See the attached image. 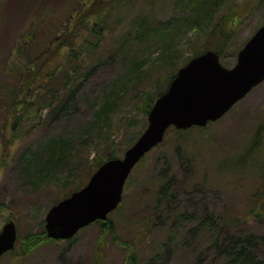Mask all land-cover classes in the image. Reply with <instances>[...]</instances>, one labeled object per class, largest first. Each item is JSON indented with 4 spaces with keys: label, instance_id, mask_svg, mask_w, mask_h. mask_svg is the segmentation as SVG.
<instances>
[{
    "label": "rangeland",
    "instance_id": "1",
    "mask_svg": "<svg viewBox=\"0 0 264 264\" xmlns=\"http://www.w3.org/2000/svg\"><path fill=\"white\" fill-rule=\"evenodd\" d=\"M109 1L98 5L104 10ZM111 1L108 24L116 15L119 24L102 42L104 61L83 84L78 112L45 122L28 135L19 130L13 140L9 128L2 130L0 229L12 219L17 237L14 248L0 256V264H211L216 255L213 233L198 223L205 214L227 224L229 234L242 229L264 235V80L205 126L168 128L162 141L131 169L120 202L105 219L92 221L66 239L39 235L49 207L84 185L100 158L108 151L123 155L146 126L144 97H155L206 39L182 27L159 40H122L136 12L154 10L166 20L179 10L173 0L157 1L156 6L140 0L134 8L118 5L122 0ZM44 5L63 15L72 6L80 8L78 0H0V64L21 26ZM217 10L215 19L230 30L219 60L230 67L237 51L263 24L264 0H225ZM51 13L45 9L40 14L46 20ZM215 39L210 46L215 47ZM104 103L106 116L98 121L97 109ZM261 130V153L250 151L240 162ZM57 137L70 139L71 150L54 172L41 177L33 167L24 168L31 162V150H42ZM257 254L264 258V244L258 245Z\"/></svg>",
    "mask_w": 264,
    "mask_h": 264
},
{
    "label": "trees",
    "instance_id": "2",
    "mask_svg": "<svg viewBox=\"0 0 264 264\" xmlns=\"http://www.w3.org/2000/svg\"><path fill=\"white\" fill-rule=\"evenodd\" d=\"M122 1L118 5L134 8L140 0ZM157 1L162 3V0H150V3L154 2L156 6ZM224 1L173 0L172 5L179 11L166 20L155 16L154 10L152 13L141 10L131 15L130 29L122 40L129 37L134 42L159 40L176 34L182 27H188L194 29L196 35L205 34L206 39L200 47L191 51L183 63L210 48L220 54L219 51L221 52L230 36V30L223 28L221 19H215L217 9ZM78 3L80 8L72 6L66 15L45 5L33 11L29 23L21 26L10 52L0 64V131L3 133L2 130L9 128L12 140L19 130L23 129L21 134L28 135L45 122L68 118L77 113L78 96L83 84L104 61L100 52L102 42L119 24L117 15L108 24V10L112 7V1L106 3L104 10L98 5L102 0H78ZM45 9L52 10L46 20L40 14ZM211 39H215V47L210 46ZM175 72L176 70L170 74L155 97H144L147 99L141 105L144 114H147L154 99L166 89ZM105 106L104 103L97 109V117L100 118L98 121L106 116ZM261 132L262 130L256 133L248 150L240 155V162L243 163L250 151L253 155L261 153ZM1 136L4 137L5 133L0 134ZM70 150V139L52 138L43 145L42 150L34 149L29 152L28 160L31 162H27L28 166L24 168L33 167L35 171L43 173L42 177L54 172L68 158ZM117 156L108 151L96 162L93 171L104 160ZM71 168L72 166L69 167V174ZM255 170L256 168L253 169ZM80 187L70 189L63 197ZM160 189H163L162 185ZM173 217L176 219L178 215L173 214ZM198 221L213 233L212 247L216 255L211 264H264V258L257 254L258 245L264 244V235L243 233L242 229H238L237 234H229L227 224L214 220L208 214ZM220 234L223 237L220 238ZM39 235L52 240L44 229ZM31 236L27 235L26 239Z\"/></svg>",
    "mask_w": 264,
    "mask_h": 264
},
{
    "label": "water",
    "instance_id": "3",
    "mask_svg": "<svg viewBox=\"0 0 264 264\" xmlns=\"http://www.w3.org/2000/svg\"><path fill=\"white\" fill-rule=\"evenodd\" d=\"M264 80V22L237 51L235 63L224 66L212 49L187 60L153 101L143 131L122 156L104 160L80 188L51 205L44 217L46 235L66 239L92 221L105 219L121 200L134 165L159 144L170 127L204 126L220 118ZM12 219L0 229V256L14 248Z\"/></svg>",
    "mask_w": 264,
    "mask_h": 264
}]
</instances>
